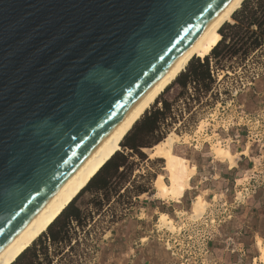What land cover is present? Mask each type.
<instances>
[{"label":"water","instance_id":"1","mask_svg":"<svg viewBox=\"0 0 264 264\" xmlns=\"http://www.w3.org/2000/svg\"><path fill=\"white\" fill-rule=\"evenodd\" d=\"M230 0H0V250Z\"/></svg>","mask_w":264,"mask_h":264},{"label":"rangeland","instance_id":"2","mask_svg":"<svg viewBox=\"0 0 264 264\" xmlns=\"http://www.w3.org/2000/svg\"><path fill=\"white\" fill-rule=\"evenodd\" d=\"M232 19L220 28V42L205 57L189 61L135 122L120 150L12 264H110L114 261L109 260V250L118 239L137 249L143 243L164 249L177 264H218L210 255L217 243L235 254L230 264H264L259 250L264 247V219L251 224L257 233L248 239L255 251L248 257L231 223L239 205L253 203L264 194V127H259L264 122L252 125V120L264 119V98L255 90L256 81L264 76V37L259 46L253 45L264 32V0H244ZM205 69L213 76L193 83L194 73ZM156 109L162 112L156 131L141 130ZM170 132L181 139L174 143L175 152L183 147L196 156H212V161L205 160V168L224 170L219 177L223 188L227 186L210 194L202 188L189 192V211L187 207L178 211L177 218L170 215L169 202L175 200L154 196V180L162 172L163 160L142 150ZM238 137L236 145L233 139ZM216 143L233 154L232 166L226 158L213 156ZM238 146L250 157L236 168ZM182 155L190 158L185 152ZM103 181L107 187L97 188ZM198 193L204 195L206 205L193 216L191 202ZM162 211L172 219L173 228L158 224ZM72 212H77V220L70 218ZM139 233L143 238L138 239ZM51 234L56 235L54 241Z\"/></svg>","mask_w":264,"mask_h":264},{"label":"bare ground","instance_id":"3","mask_svg":"<svg viewBox=\"0 0 264 264\" xmlns=\"http://www.w3.org/2000/svg\"><path fill=\"white\" fill-rule=\"evenodd\" d=\"M243 1L230 0L102 143L0 250V264H12L48 228L103 165L120 150L123 138L135 122L184 70L189 61L193 57L203 58L211 52L221 40L220 28L224 23L233 20V13L241 6ZM180 140L179 135L170 132L151 148H142L144 152L149 154V157L163 160L162 172L154 180V196L157 198L179 201L185 190L191 188L190 179L195 175L197 166L189 157L174 151V143ZM182 141L185 142L186 139L183 138ZM214 146L213 154L216 155L215 158H226L232 166L233 154L229 149L220 148L219 145ZM205 205L204 195L202 193L196 194L191 202L190 213L197 216L202 212ZM158 224H165L173 228L172 219L163 211L159 213ZM259 250L261 252L260 258L264 261V247L261 246Z\"/></svg>","mask_w":264,"mask_h":264},{"label":"crops","instance_id":"4","mask_svg":"<svg viewBox=\"0 0 264 264\" xmlns=\"http://www.w3.org/2000/svg\"><path fill=\"white\" fill-rule=\"evenodd\" d=\"M256 92L264 98V76H261L259 80L256 81ZM243 148L239 149V146L236 147L234 153H238V158H235L236 168H239L243 161L246 160V156L250 157V154H245L241 151ZM250 151V150H249ZM185 152L190 156V159L195 162L197 169L195 175L191 179V189L184 192L183 197L178 201H171V213L170 215L174 217H179L180 215L177 213L180 210H184L187 207L186 199L188 197V193H196L198 189L202 188L209 194L218 189L227 190V186L223 188V179L219 176L223 174L224 170L217 168V166H207L205 168V160L212 161L213 157H205V156H196L195 153L187 151L186 149L178 148V153ZM251 153V152H250ZM264 196V194H262ZM257 198V200H253V203L244 202L241 208L240 205L238 210L236 211V215L232 219V228L236 229L233 235L238 238L240 244L244 245V249L246 250L245 257L254 255L255 251H253V247H251L252 242H250L252 237H255L257 231L251 226V224L256 220L264 219V200L263 197ZM164 203V202H162ZM190 206V205H189ZM189 206L187 210L189 211ZM240 208V209H239ZM263 213V214H262ZM249 231V232H248ZM254 233V234H251ZM138 239L141 237L140 233L137 235ZM119 239L112 243V248L109 250L111 253L108 255L109 260H113V263L110 264H177L176 260H172L171 252L168 253L166 250L150 245L149 243L140 244V247L134 248L132 246H128V244L124 245L120 242ZM122 243V244H121ZM212 249V248H211ZM210 255H213L216 262L218 264H230V262L234 259V253H230L225 251V247L217 243L214 245V248L210 250ZM175 261V262H174Z\"/></svg>","mask_w":264,"mask_h":264},{"label":"trees","instance_id":"5","mask_svg":"<svg viewBox=\"0 0 264 264\" xmlns=\"http://www.w3.org/2000/svg\"><path fill=\"white\" fill-rule=\"evenodd\" d=\"M251 21H254V20H251ZM234 25L235 24H232L231 26L233 27ZM262 37H264V32L261 35H258V37L255 38V40L253 41V45L254 46H259L261 44L260 41H261ZM201 78H207V79L211 78L209 69H205V71H203V73L202 72L194 73L192 82L197 83ZM186 83L187 82H185V83L181 82V85L185 86ZM165 106H168V102H165ZM165 108H168V107H165ZM160 114H162V112L160 110L156 109L153 113H151L149 116H147L145 121H144V124H142V129L141 130H145V132H151V131H154V130L156 131L157 124H158V122L160 120V116H159ZM160 132L163 133L162 131H160ZM130 147H132V146H130ZM119 166L120 165L118 164L116 166V168H118ZM106 184H107L106 181H103L100 185L97 186V188L105 189L107 187ZM69 216H70L71 219H74V220L78 219L77 212H72ZM55 239H56V235L55 234H51V240L54 241Z\"/></svg>","mask_w":264,"mask_h":264},{"label":"built area","instance_id":"6","mask_svg":"<svg viewBox=\"0 0 264 264\" xmlns=\"http://www.w3.org/2000/svg\"><path fill=\"white\" fill-rule=\"evenodd\" d=\"M211 76H213V72H211ZM193 83H194V82H193ZM247 120L250 121L249 118H248ZM261 121L264 122V119H262L261 116L258 117V118H256L255 120H252V125H253V127H255L257 124H259ZM259 127H264V125H261V126H259ZM256 130H259V129H256ZM233 140L236 142V145H238L239 142H240L239 137H238L237 139H233ZM213 156H214V155H213Z\"/></svg>","mask_w":264,"mask_h":264}]
</instances>
